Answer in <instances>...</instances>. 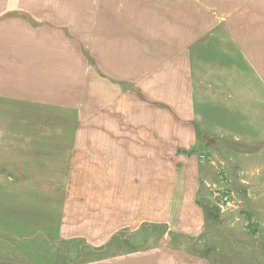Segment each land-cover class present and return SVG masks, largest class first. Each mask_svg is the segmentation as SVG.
Masks as SVG:
<instances>
[{"label":"crops","instance_id":"crops-1","mask_svg":"<svg viewBox=\"0 0 264 264\" xmlns=\"http://www.w3.org/2000/svg\"><path fill=\"white\" fill-rule=\"evenodd\" d=\"M43 3L54 10L42 15L39 10L24 9L0 16L16 17L22 25L15 35L10 32L8 36L17 41L16 46L0 48V97L59 105L78 114L81 121L82 112L90 104V94L97 92L95 126L92 122L80 128V124L71 133L75 178L65 199L64 219L57 225L58 237L61 239L64 231L71 232L70 236H81L82 239H72L80 242L82 251H99L107 239H121L136 247L131 240L135 237L133 231H163L167 235L169 224L174 228L181 225L198 235L205 227L219 230L221 222V231L231 230L232 224L228 225L222 214L211 208L198 209L193 195L174 187L177 182H170V138L179 147L189 144L181 142L180 137L186 133L196 135L201 129L204 115L200 105L216 104L213 99L202 102L196 96L193 64L197 62L214 60L216 65L228 67L229 73H250L256 80L257 97L264 102V9L258 6L263 11L262 15L258 13L262 19L256 31L258 43L255 50H250L225 19L201 15L200 7L196 13L192 9L191 17L186 18L184 0ZM32 4L33 8L42 7V1L33 0ZM78 21L80 26H76ZM42 23L55 24H45L47 28L40 29L50 32L48 40L34 39L33 45L26 47V28L35 31L44 26ZM219 34L225 35L230 48L221 46ZM56 37V43H52ZM101 83L108 89H99ZM243 87L246 92L249 82H241V91ZM242 92L238 96L228 83L231 134L236 130L235 134L244 135V123L238 122H243L244 115L238 116V111L229 106L244 103ZM189 206L195 207L198 215L187 213ZM227 237L224 241H228ZM138 253L132 250L114 261L130 264ZM182 254L190 264H228L216 254ZM144 255L142 258H148L149 264L157 262L153 248Z\"/></svg>","mask_w":264,"mask_h":264},{"label":"rangeland","instance_id":"rangeland-1","mask_svg":"<svg viewBox=\"0 0 264 264\" xmlns=\"http://www.w3.org/2000/svg\"><path fill=\"white\" fill-rule=\"evenodd\" d=\"M34 1H42V7L33 8V0H0V16L6 11L39 10L44 15L45 11L54 10L44 7L43 2L49 0ZM183 6L186 18L191 17L192 9L196 13L200 7L201 15L208 13L225 19L228 27L235 29L239 41L250 50L256 49L258 13H263L258 6L264 9V0H184ZM45 24L55 25L42 23L44 26H38L35 31L26 28V47L32 46L34 39L48 40L50 32L40 30L47 28ZM20 26V19L16 17L0 18V48L16 46L17 41L8 36L10 32L15 35ZM76 26H80V21ZM52 30L55 32L56 28ZM219 35L221 46L230 48L225 35ZM56 39L51 40L52 43H56ZM81 49L88 58L83 45ZM88 60L98 70L96 63ZM193 78L196 96L202 102L213 99L216 104L200 105L204 115L201 129L196 135L186 133L180 137L181 142L189 144L179 147L170 138L168 174L170 182H177L174 187L183 188L186 194L195 197L198 209L211 208L222 214L224 221L232 224L231 230L221 231V222L219 230L209 231L205 227L198 235L181 225L174 228L169 224L168 240L163 231L137 230L131 238L136 247H130L121 239L117 242L107 239L99 251L90 248L82 251L84 247L80 242L72 239L81 236H70V231L62 232L61 239L50 238L54 225L61 224L64 219L65 199L71 191V180L75 178L72 173L76 157L71 133L80 124V128L89 127L92 122V127L95 126L97 92L90 94V104L82 112V122L78 114L59 105L0 97V199L4 203L14 202L15 209L9 203L13 208L11 212L26 216L29 231L26 238L12 236L8 220L9 224L0 225V264H117L115 257L132 250L139 253L130 264H149L148 258L142 256L152 248L157 255V262L152 264H190L182 253L197 256L203 252L216 254L228 264H264V102L257 97L255 77L234 70L229 73L228 67L222 68L212 60L193 64ZM244 81L249 82L246 92L244 87L241 91ZM228 83L238 96L243 93L244 103H229V106L238 111V116L244 115L243 122L238 121L244 123V135L235 134L236 130L234 134L228 132ZM96 84L94 82V86ZM99 86L101 90L108 89L102 83ZM200 154L204 158H200ZM186 208L187 213H198L195 207ZM189 235L192 237L188 238ZM223 236L228 241H224Z\"/></svg>","mask_w":264,"mask_h":264},{"label":"trees","instance_id":"trees-1","mask_svg":"<svg viewBox=\"0 0 264 264\" xmlns=\"http://www.w3.org/2000/svg\"><path fill=\"white\" fill-rule=\"evenodd\" d=\"M9 203L13 204L12 205L13 208L15 207L14 202H11V201L8 202L7 201V203H4L0 199V225L3 226L4 224H9L10 223V225H8V228L10 229L9 232H11L12 236H16L17 235V236H21L22 238H26V236L29 233V231L27 230V225H26V223L28 222L25 219L26 216L23 215V214L22 215L19 214L17 211L16 212H11L10 209H13V208H11L9 206ZM8 211H10V212H8ZM6 220H8L9 223ZM57 228H58V226L54 225V227H53V229L51 230V233H50V238L55 239V238L58 237Z\"/></svg>","mask_w":264,"mask_h":264},{"label":"built area","instance_id":"built-area-1","mask_svg":"<svg viewBox=\"0 0 264 264\" xmlns=\"http://www.w3.org/2000/svg\"><path fill=\"white\" fill-rule=\"evenodd\" d=\"M199 156H200V158H204V155L203 154H200Z\"/></svg>","mask_w":264,"mask_h":264}]
</instances>
